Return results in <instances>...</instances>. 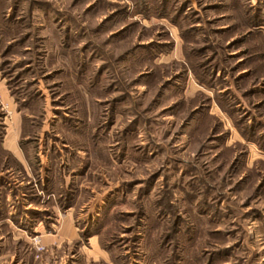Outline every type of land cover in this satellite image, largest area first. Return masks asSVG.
Listing matches in <instances>:
<instances>
[{
  "label": "rangeland",
  "instance_id": "obj_1",
  "mask_svg": "<svg viewBox=\"0 0 264 264\" xmlns=\"http://www.w3.org/2000/svg\"><path fill=\"white\" fill-rule=\"evenodd\" d=\"M0 264H264V0H0Z\"/></svg>",
  "mask_w": 264,
  "mask_h": 264
},
{
  "label": "crops",
  "instance_id": "obj_2",
  "mask_svg": "<svg viewBox=\"0 0 264 264\" xmlns=\"http://www.w3.org/2000/svg\"><path fill=\"white\" fill-rule=\"evenodd\" d=\"M3 146L7 148L8 150L12 151L14 154H16V147L15 143L13 142V138L10 136L3 141Z\"/></svg>",
  "mask_w": 264,
  "mask_h": 264
}]
</instances>
